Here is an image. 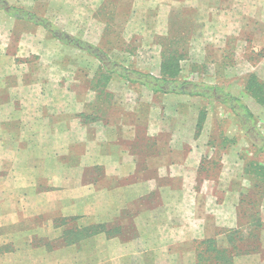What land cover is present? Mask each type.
<instances>
[{
    "label": "rangeland",
    "instance_id": "rangeland-1",
    "mask_svg": "<svg viewBox=\"0 0 264 264\" xmlns=\"http://www.w3.org/2000/svg\"><path fill=\"white\" fill-rule=\"evenodd\" d=\"M3 1L6 8L0 4V79L11 73L6 92L11 89L13 95L27 93L23 86L30 80L25 75L27 65H38L48 95L53 93L55 99L64 96L61 100L65 103L70 96L82 97L84 102L73 100L70 105H74L72 110H85L89 117L102 113L109 121L113 113H128L123 122L139 132L152 129L154 134L150 139L141 137L138 152L144 155L147 148L159 154L165 147L176 146L178 157L188 162L182 175L188 178L189 188L199 191L206 185L213 190L218 187L225 194L232 185L239 225L247 231L256 214L261 215L264 225V153L252 147L247 132L228 106L205 97L155 93L127 83L117 74L106 73L95 55L64 44L43 26L8 13L12 7L24 9L48 20L72 39L99 49L112 63L155 77L161 76L170 49V32L188 35L186 42L181 38L177 45L185 56L180 80L228 87L251 108L257 129L264 135V0L254 6L243 4L244 0H198L197 5L196 0L186 4L177 1L155 9L141 5L133 21L132 14L128 19L129 14L119 13L120 0H111L108 5L100 0ZM104 77L110 78L106 86L100 82ZM199 120L202 124L198 130ZM145 169L141 166V176ZM87 171L88 179L103 175L100 168L90 167ZM133 214L125 211L122 221L127 223ZM41 221L27 218L29 226ZM66 223L77 225V221ZM258 231L261 239L263 229ZM254 249L264 261V245Z\"/></svg>",
    "mask_w": 264,
    "mask_h": 264
},
{
    "label": "crops",
    "instance_id": "crops-1",
    "mask_svg": "<svg viewBox=\"0 0 264 264\" xmlns=\"http://www.w3.org/2000/svg\"><path fill=\"white\" fill-rule=\"evenodd\" d=\"M177 1L188 2L120 0L119 13L128 19L132 14L133 21L141 5L155 9ZM27 67V93L6 92L11 73L0 79V264H200L204 241L229 247V233L244 227L232 185L225 194L203 184L199 191L189 188L182 175L188 162L178 157L176 146L159 154L145 148L141 154L137 142L154 136L152 129L139 132L127 125L128 113H113L108 121L102 113L89 117L83 109L72 110L70 102H84L82 97L70 96L68 103L64 96L55 99L44 90L38 65ZM90 167L103 175L88 179ZM125 211L134 213L127 223ZM27 218L42 221L29 226ZM59 219L77 221L76 230L99 225L103 231L66 243L63 233L73 227L60 226ZM261 241L262 246L264 237ZM234 264L264 261L251 254Z\"/></svg>",
    "mask_w": 264,
    "mask_h": 264
},
{
    "label": "trees",
    "instance_id": "trees-1",
    "mask_svg": "<svg viewBox=\"0 0 264 264\" xmlns=\"http://www.w3.org/2000/svg\"><path fill=\"white\" fill-rule=\"evenodd\" d=\"M0 4L3 5L2 8H6L5 1L0 0ZM8 13L17 19L32 21L36 25L43 26L49 32L53 33L55 38L64 44L73 45L81 50L95 55L103 63L106 73L110 75L117 74L127 83L147 87L155 93L205 97L209 100H217L221 104L228 106L247 132L252 147L256 149L258 153H264V135L261 134L257 129L255 114L251 108L245 102H243V100L233 95L228 87L209 85L205 83H186L180 80V74L182 70L181 61L185 59V56L177 47V45H179V39L181 38H184V42H186V39L189 37L188 35L184 36L182 33L178 34V32H170V49L167 51L165 59L162 63L161 76L155 77L151 74H146L138 70L122 67L117 63H112L110 59H108L107 55L99 49H96L95 47L84 43L81 40L72 39L66 34H63L59 29L53 27L52 23H50L48 20L37 18L35 15L24 9L12 7ZM104 78L105 79L100 81L105 82L102 86H106L110 80L109 77ZM201 124L202 122L199 120L197 129L199 126H201ZM67 221V219H63L61 223H59L62 224L60 226H65ZM256 227L260 230L264 228L260 214H256V217H251L250 225L248 227L249 229H247V231L244 229V227H241L229 233V249L218 247L217 241L215 239L204 241L201 244L203 245L201 248L204 249L201 253H199L200 264H234L235 258L239 256L255 254L254 247H261V239L258 233L259 231ZM102 231L103 226L99 225H94L81 231L76 230L73 227L71 230L66 229L64 231L63 238L64 242L66 243H69L70 241L76 242L83 238H88L99 234Z\"/></svg>",
    "mask_w": 264,
    "mask_h": 264
}]
</instances>
